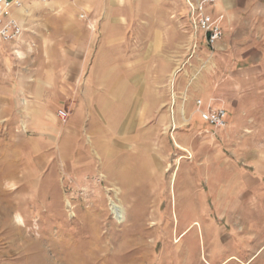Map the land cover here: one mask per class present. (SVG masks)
<instances>
[{
    "label": "rangeland",
    "instance_id": "1",
    "mask_svg": "<svg viewBox=\"0 0 264 264\" xmlns=\"http://www.w3.org/2000/svg\"><path fill=\"white\" fill-rule=\"evenodd\" d=\"M187 1L13 11L25 33L0 49V264H70L69 247L72 264H264V45L258 73L237 72L250 47H195Z\"/></svg>",
    "mask_w": 264,
    "mask_h": 264
},
{
    "label": "built area",
    "instance_id": "2",
    "mask_svg": "<svg viewBox=\"0 0 264 264\" xmlns=\"http://www.w3.org/2000/svg\"><path fill=\"white\" fill-rule=\"evenodd\" d=\"M26 0H0V49L7 44L18 42L25 33L23 25L12 16L14 10L21 9ZM41 3H51L56 0H37ZM73 1V0H66ZM220 0H188L190 21L193 31L195 47L205 42L214 48L224 39V16H215L212 8ZM84 18V16H82ZM201 104V102H199ZM66 119V113L61 114ZM208 122L216 128L225 127L227 113L224 109L214 111L208 115Z\"/></svg>",
    "mask_w": 264,
    "mask_h": 264
},
{
    "label": "crops",
    "instance_id": "3",
    "mask_svg": "<svg viewBox=\"0 0 264 264\" xmlns=\"http://www.w3.org/2000/svg\"><path fill=\"white\" fill-rule=\"evenodd\" d=\"M214 13L224 16L225 44L250 47L242 58L252 64L237 72L247 76L258 73V62H254L251 56L256 53L255 45H264V0H220Z\"/></svg>",
    "mask_w": 264,
    "mask_h": 264
},
{
    "label": "bare ground",
    "instance_id": "4",
    "mask_svg": "<svg viewBox=\"0 0 264 264\" xmlns=\"http://www.w3.org/2000/svg\"><path fill=\"white\" fill-rule=\"evenodd\" d=\"M91 129H96V127L95 126H92L91 127ZM176 147L180 150V151H183V152H187L188 150L186 149V148H184V147H182V146H180L178 143H176ZM118 211V210H117ZM119 212V211H118ZM118 215V219L120 220V219H122V217H121V215L123 214V213H117ZM124 217V216H123ZM18 221L20 222V223H22L23 221L21 220V217H18ZM74 248V247H73ZM68 252H69V257H70V259H69V262H70V264H72V262H76V260H75V256H76V250H75V248L74 249H72V248H70L69 247V249H68Z\"/></svg>",
    "mask_w": 264,
    "mask_h": 264
}]
</instances>
